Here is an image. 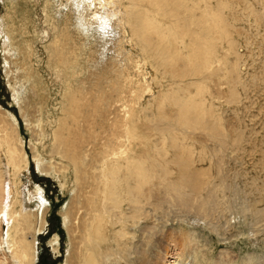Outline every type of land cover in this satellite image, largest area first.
<instances>
[{
  "label": "bare ground",
  "instance_id": "bare-ground-1",
  "mask_svg": "<svg viewBox=\"0 0 264 264\" xmlns=\"http://www.w3.org/2000/svg\"><path fill=\"white\" fill-rule=\"evenodd\" d=\"M43 1L48 7V1ZM63 1L73 8L78 3L84 14L62 27L56 26L50 13L45 20L50 34L42 45L59 99L55 96L49 104L51 93L42 91L36 81L28 38L20 42L24 54L17 67L24 81L13 83L12 88L29 128L33 133L39 129V137L47 142L41 147L47 149L50 160L34 155L37 169L43 173L54 169L62 171V177L68 173L72 177L75 192L62 220L71 243L65 264H109L111 257L118 264H235L221 253L216 259L208 258L193 233L166 228L173 209L180 214H173V219L211 220L217 188L226 186L217 187V180L215 185L203 172L189 170L192 161L187 147V129L221 136L220 119L204 98L208 81L218 77L235 83L238 78L237 64L228 62L227 56L241 57L232 34L233 20L218 9L225 4L218 0ZM88 18L100 29L101 41L111 42L108 34H117L116 55L103 63L94 50L72 36L71 29L87 28ZM146 65L153 71L149 81L143 71ZM191 78L197 79L187 85ZM24 82L30 101L19 96ZM191 85L195 93L187 95ZM229 94L235 98V89H229ZM45 95L46 101L42 100ZM145 95L153 101L146 108L154 104L156 115L149 116L141 106ZM169 108L174 115L167 113ZM1 115L0 247H6L7 253L2 254L8 259L0 257V264H35V238L31 235L29 240L28 235L36 229L34 221L39 220L38 231L44 226L45 201L39 186L23 187L22 173L29 162L13 119ZM142 118L162 140L158 161L149 167L146 157L136 155L143 136L138 127ZM34 143L31 147L36 152ZM168 149L172 151L169 159L165 157ZM167 163L176 167V176L166 169ZM34 200L37 209L32 212L27 206ZM205 223L214 228L211 221ZM254 263L250 255L239 262Z\"/></svg>",
  "mask_w": 264,
  "mask_h": 264
},
{
  "label": "rangeland",
  "instance_id": "rangeland-1",
  "mask_svg": "<svg viewBox=\"0 0 264 264\" xmlns=\"http://www.w3.org/2000/svg\"><path fill=\"white\" fill-rule=\"evenodd\" d=\"M11 1L13 4H10L9 0H0V116L4 113L13 119L23 153L26 154L29 162L27 171L22 173L23 187L39 186L45 201L44 226L38 231L39 220L34 221L36 229L30 230L31 234L28 235L29 240L31 235L35 238V264H65L71 243L62 220L63 213L75 192L72 177L69 173L68 176L62 177L60 175L62 171L57 172L54 169L46 170L45 173L37 169L33 156L40 154V157L49 161L48 151L41 147L43 141L39 137L41 136L39 129L37 133H33L29 128L12 86L19 80L24 81L23 71L17 67L22 62L21 57L24 54L21 51L24 49L23 41L20 42L28 38L34 52L29 59H33L31 64L36 73V81L40 83L42 91L51 93L49 104L54 103L52 98L55 96L59 99L56 95L58 88L54 86V77L46 67L47 54L43 45L50 33L45 20L50 13L57 23L56 26L62 27L69 22L75 23V20L77 22L84 13L78 3L73 8L63 0H46L49 3L48 7H44L43 0ZM218 2L225 4L218 7L224 12L225 18L233 20L232 34L241 54L239 60L233 55H227L228 62L235 61L237 64L238 78H234L237 84L234 86L235 83H226V80L218 77L208 81V91L204 94V98L207 107L212 104V110L220 119L221 136L218 138L210 136L208 131L187 129V147L192 161L189 170L203 172L204 178H209L210 183L214 181L213 184L216 185L218 182L217 187L218 184L223 186V183L226 186H223L225 189L217 188L220 190L215 196L211 220L207 218L195 223L188 217L173 219L172 215L176 212L177 216L180 215L173 209V213L169 214L166 228L178 227L182 233L187 234V231L193 233L199 241L197 245L202 246L208 258L216 259L221 253L230 256L235 264H239L246 255H250L254 264H261L264 262V0H218ZM8 7L11 9V15H7ZM88 20L87 28L80 27L76 31L71 29L72 36L82 45L85 44L86 47L94 50L97 60L103 63L109 56L116 55L113 46L117 34L110 32L108 35L112 37L111 42L107 39L103 42L100 29L96 27L94 21L91 22L89 18ZM10 21L13 25L12 29H10ZM16 46H19L18 54ZM143 71L149 81L150 76L153 75L150 65L144 66ZM17 73L20 74L18 80L15 78ZM191 79L187 80V85L197 78ZM34 83L36 84L35 81ZM19 88V96L30 101V97H26L31 94L30 91L26 92L28 85L24 82ZM159 89L160 86L154 89L155 95ZM229 89H235V98L230 97ZM188 93L193 95L195 86L191 85V88L189 86L187 95ZM42 100H47L46 95ZM152 103L151 97L145 95L141 106L146 108ZM22 107L24 108V102ZM146 109L149 111L147 113L149 116L156 115L154 104ZM174 112L175 110L171 108L167 111L170 115H174ZM8 117L5 116L4 119L7 120ZM138 127L144 138L149 140H142L143 136H140L141 141L136 148V155L146 157L144 161L149 167V164L158 161L157 152L162 140L158 132L152 131L151 123L149 125L145 118L141 119ZM35 137L37 140L34 139ZM32 142H36L34 143L36 152L31 147ZM43 143L47 144L46 141ZM171 155L172 151L168 149L165 157L169 159ZM3 167V164H0V171ZM166 169L173 170L172 177L176 176L177 169L173 164L167 163ZM220 177L223 178L222 181ZM36 203V200L28 203L27 208L34 212L37 209ZM209 221L214 225L213 229L205 223ZM159 224V222L156 224L157 228H160ZM4 231L5 228L2 229L1 235ZM55 238H57L56 243L53 241ZM162 238L164 239V235ZM178 239L179 237L176 240ZM166 241L168 242L169 239ZM2 253H7L6 247H0V257L5 256ZM5 257L8 259L7 255ZM110 262L109 264H118L112 257Z\"/></svg>",
  "mask_w": 264,
  "mask_h": 264
}]
</instances>
